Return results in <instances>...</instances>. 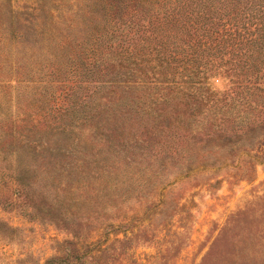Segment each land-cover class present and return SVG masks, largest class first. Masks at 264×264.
<instances>
[{"label":"rangeland","instance_id":"1","mask_svg":"<svg viewBox=\"0 0 264 264\" xmlns=\"http://www.w3.org/2000/svg\"><path fill=\"white\" fill-rule=\"evenodd\" d=\"M97 3L0 0L5 20L18 11L0 47V264H264V128L234 135L244 104L229 47L180 39L128 107L99 91L75 133L49 131L77 62L55 43L86 37Z\"/></svg>","mask_w":264,"mask_h":264},{"label":"trees","instance_id":"2","mask_svg":"<svg viewBox=\"0 0 264 264\" xmlns=\"http://www.w3.org/2000/svg\"><path fill=\"white\" fill-rule=\"evenodd\" d=\"M97 6L99 11L89 12V23L94 24L86 37L55 43L62 55L77 62L71 68L74 77L54 99L58 105L52 113L59 119L48 126L53 135L75 133L83 122L82 112L92 111L90 101L96 92L109 90L117 97V107H128L131 91L145 85L148 64L158 57L161 67L168 65L176 56L170 46L180 39L230 48L236 58L229 70L240 74L232 90L244 104L242 133L234 135L248 138L260 125L264 128V0H98ZM10 12L7 20L0 15V47L17 39L13 19L18 11ZM213 62V72L218 74L220 65L228 63L223 58ZM76 111L80 116L69 123L67 118ZM72 123L76 125L71 127ZM41 149L46 148H35ZM49 150L65 155L62 146ZM27 170L22 163L15 175L19 192L30 185L25 181ZM62 262L54 258L47 264Z\"/></svg>","mask_w":264,"mask_h":264},{"label":"clouds","instance_id":"3","mask_svg":"<svg viewBox=\"0 0 264 264\" xmlns=\"http://www.w3.org/2000/svg\"><path fill=\"white\" fill-rule=\"evenodd\" d=\"M212 79L215 81L216 85H219L221 80L224 79V78H222V77H213Z\"/></svg>","mask_w":264,"mask_h":264}]
</instances>
